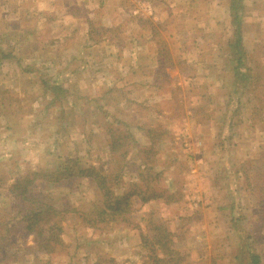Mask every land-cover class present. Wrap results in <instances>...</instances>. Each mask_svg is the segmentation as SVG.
Here are the masks:
<instances>
[{
    "label": "rangeland",
    "instance_id": "374dc122",
    "mask_svg": "<svg viewBox=\"0 0 264 264\" xmlns=\"http://www.w3.org/2000/svg\"><path fill=\"white\" fill-rule=\"evenodd\" d=\"M132 6L128 7L130 12L121 24L122 31L117 27L99 32L113 44L122 45L121 52L113 53L111 48L112 52L104 54L98 46L91 50L79 48L87 36L85 30H75L72 36L61 27L53 30L44 12H36L35 17H29L31 20L26 18L11 34L0 35V56L1 52L15 55L0 62V217L12 215L8 213L13 201L8 188L16 177L28 170H54L67 157H79L84 165L100 167L112 159L108 144L115 140L125 142L121 128L126 127L137 142L146 145L147 138L135 126L139 123L143 124L144 131H155V136L166 131L160 138L163 141L156 169L167 167V170L157 186L165 184L163 193L168 195L174 191L168 186L174 185L180 191L172 195L179 196L181 201L165 204L163 200L144 202L135 197L130 202L125 223L111 222L100 230L88 227L79 213L95 200L94 183L75 177L62 179L58 185L39 177L35 192L41 191L43 196L45 192L55 207L65 211L59 215L63 243H57L52 253L40 252L34 236L24 230V223L14 221L16 226L8 234V240L0 239V264H94L102 257L114 259L116 264H152L153 255L161 251L148 239L157 232L154 226L160 225L169 233V251L179 259V264H235L242 242L258 252L264 264V190H258L264 187V117L253 115L255 125L233 123L243 113L241 101H248L249 97L236 95L227 105L229 86L222 89L226 82L220 79L219 90L216 86L208 87L222 75L227 81L232 78L233 65L224 56L216 57V53L221 56L217 50L226 49L225 35L214 30L209 36L194 29L187 35L184 41L190 44L191 54L195 51L192 40L197 38L207 37L223 45L205 46L198 58L212 54L215 60L209 67L203 62L202 68H198L188 62L189 55L184 60L179 43L162 33L164 27L159 30L150 18L141 15L142 11L134 12ZM161 8L158 6V10ZM44 21L48 25L44 26ZM144 31H153V37L140 36ZM138 37L151 39L149 43L154 40L164 51L165 56L158 60V65L150 61L148 52L141 53L140 59L132 63L126 51L131 46H128L130 38L138 40ZM56 40L64 47L62 50H53L51 45ZM75 49L91 56L92 61L95 57L97 63L74 60ZM257 54H260L256 57L258 74L264 82V45ZM155 66L159 72L154 71ZM179 72L194 75L188 81L190 85L179 84ZM153 73H166L169 78L159 79L165 95L158 102L156 96L160 94H155V89L150 91L147 85L155 82L150 79ZM204 73L211 74L205 78ZM53 85H60L61 91H54ZM199 87L201 91L209 88L213 94L207 92L209 96L202 97L197 94ZM261 91L258 87L251 94L256 106L260 103L254 96L262 95ZM200 100L209 101V107L215 105L216 115L225 125L216 140L208 131L210 127L199 130L195 123L198 117L187 124L189 101ZM221 105L225 109L218 108ZM114 122L127 125L118 128ZM256 122H261V129ZM190 130L193 142L186 140ZM137 142L129 143V139L125 142L130 147L121 171L125 188L140 173L134 164L141 162V156H135ZM171 160L173 166L169 165V169L167 164ZM247 256L245 252L242 262L247 261Z\"/></svg>",
    "mask_w": 264,
    "mask_h": 264
},
{
    "label": "trees",
    "instance_id": "16d2710c",
    "mask_svg": "<svg viewBox=\"0 0 264 264\" xmlns=\"http://www.w3.org/2000/svg\"><path fill=\"white\" fill-rule=\"evenodd\" d=\"M242 3L243 0H229V10L233 31L231 37L225 40V51L222 52V50H224L222 48L220 49V52L222 58L224 56V60L233 65V73H231L232 78L230 79L231 81H227V83L232 86L230 94L236 95L245 88L247 91L249 89L248 86L252 83L251 80H253V83L258 82L257 85L260 84L258 87L259 91L262 90L260 92L262 95L256 94L255 99L260 103L258 108L262 109L264 106V87L263 81L261 82V80L263 78H261L260 74H258L259 65L256 64L254 68V63L250 61V55L244 49L242 30L244 6ZM102 30L103 28L90 25V39L96 41L100 40L102 37L99 32ZM158 52V60L160 61L163 56H165V53L160 49ZM11 56L14 57L12 54L1 52L0 62L3 59L10 58ZM167 65L172 66V64L169 63ZM155 72H159V67H157ZM161 77L168 78L166 73H154L153 80H155L156 83H153V87L155 88L156 94H160L159 96L164 98V86L159 83V79ZM47 84L48 83L46 81V89L48 88ZM53 88L54 91H61L60 85H53ZM238 88H241L240 91ZM44 95H46V91L44 92ZM206 96L207 93L204 91L202 97ZM207 107V102H199L198 106L192 110L194 114L202 115L200 120H204L211 117ZM183 108L184 105H182V110H184ZM164 117L171 118L170 115H166ZM113 125L119 128L124 127L123 125H127V123H122L120 126L114 122ZM142 125L143 124L139 123L135 126L137 129H140V131L143 132L144 137L147 138L148 141L146 145L137 142L136 138L131 135L130 131H128L126 127H124L125 129L121 128L124 130V136H122V139L125 142L129 139V143L133 144L137 142V151L135 156H141L139 157V159L141 158L140 163L134 162V164L138 167V170H140L136 181L127 182V185L129 186L126 188L124 184H122L124 175L121 171L125 165L124 161L127 158L130 147L127 146L125 142L120 140H115L108 144L110 146L112 159L109 158L108 162L103 163L100 167L95 165H84L79 157H67V159H65L62 164L57 165L54 170L44 169V172L41 169L28 170L16 177L15 182L8 188L10 195L13 197L12 205L8 213H11L12 215H9L10 217L7 215L0 217V239L4 241L8 240V234L13 232L16 226V224L14 225L15 221L24 223V230L30 232V234L34 236L36 243L35 246L40 252L52 253L55 251V245L57 243H63V239L61 237L63 229L60 225L62 218H59V215L65 211L55 207L45 192L44 196L41 191L35 192V190H37L36 186L39 187V177H44V180L47 181V183H54L58 185L62 179L75 177L86 178L89 179L91 183H94L93 186L96 185L97 191L95 194V200L90 201V206L79 213L80 218L88 227L100 230L104 229L107 224L111 222H120V224L125 223L127 220L126 214L129 210L130 202L135 197H138L144 202L163 200L165 204L181 201L179 196L176 197L172 195V192H176L177 190L180 191V189L176 188L174 185L172 187L168 186L169 190H174L168 195L163 193V189L166 186L165 184L160 183V186H157L159 179H164V170H167V167L160 170L156 169V164L160 162L158 156L161 153L159 146L163 141L160 138L166 131L163 130L158 136H155V131L148 133V131H144L142 129L144 127ZM115 129L117 128L115 127ZM119 149L120 151L117 152ZM164 162H167V159ZM114 163L116 166H113ZM169 165L170 167L171 165L173 166L172 160L167 164L170 169ZM45 181L44 185L47 184ZM140 181L141 183L139 184ZM251 186L253 187L255 185L251 184ZM259 189L264 190V187H258V190ZM6 216L7 219H5ZM153 230H156L157 232H154L153 236L149 237L150 240L148 239V241L153 242L154 246L158 245L161 252L155 254L157 257L153 255L155 259H152V264H179V259L171 256L170 254L169 233L166 228L163 225H160L157 227L154 226ZM243 246L244 243L242 242L235 257L236 260L238 259V262L236 261L235 264H263L262 257L258 252H255L254 250L252 251L246 246H244V248ZM245 252H247V257L249 258L247 261L242 262V260H245ZM106 263L116 264L114 259H105V257L100 258L94 264Z\"/></svg>",
    "mask_w": 264,
    "mask_h": 264
},
{
    "label": "crops",
    "instance_id": "0c3cea01",
    "mask_svg": "<svg viewBox=\"0 0 264 264\" xmlns=\"http://www.w3.org/2000/svg\"><path fill=\"white\" fill-rule=\"evenodd\" d=\"M242 4L244 6L242 18L244 49L250 55V61L254 63L252 64L255 68L257 61L256 57L260 56L257 52L264 45V0H243ZM130 5L134 6H132L134 8V12L142 11L141 15L150 18L152 22L158 26L157 28L159 30L164 27V29H162V33L165 32L166 34H164L166 35V38L176 40V42L179 43V53H181L184 57V60L187 59L189 55L188 62L194 63L196 67L198 66V68H202L203 62H205L206 66L209 67L213 59L215 60L212 54H209L206 58H198L201 51H205V46L210 45L211 48L212 46L222 45L216 41H212L213 39L209 40L207 37L197 38L196 40H192L191 45L194 46L193 49H195V51L194 54H191V51L193 50H190V44L187 45L184 41L187 35H191V31L193 29L204 31L209 36L212 35L214 30H220L222 34L225 35V39H223L225 41L231 37L233 31L229 10V0H0V35L8 32L11 34L12 29H15L16 25L26 22V18L35 17L34 15L36 12L38 14L44 12V15H47L50 19V24L53 30L61 27V29H64L65 31H70L68 36H72L71 34H73V31L75 30H79L81 32L85 30L87 36L81 40L82 42H80L81 44L79 43V48L91 50L92 48L98 46L103 48L104 54L106 52H112V50H110L111 48L113 49V53H116L114 52L116 50L117 52H121L124 50L123 46L113 44V41L106 38V36L102 37L98 41L91 40L89 37V30L91 25L103 28V30L106 31H111L118 27V29L122 31L121 24L124 20H126V16L130 12V9L128 8ZM158 6L162 8L158 10ZM45 25H48L46 21H44V26ZM152 32L144 31L140 34V36L143 35L146 38H152ZM134 36L138 35L135 34ZM56 38H58V35H56ZM59 40L62 41V39ZM150 40L146 41L140 37H138V40L130 38V43L128 44V46L131 45L130 48L128 47L130 50L128 51L127 49L126 52H129V57L131 58L132 63H134L135 60L140 59L141 53L148 52L150 61L152 60V62L158 65L159 46L156 42H154V40L152 43H149ZM76 44L78 43H75V45ZM117 44H120V42ZM51 46L54 47V51H58L59 49L62 50L64 48L59 46L58 40H56V44ZM81 49L74 50V55L72 57L74 60L80 59V61H83L84 59L86 62L89 61V64L93 61L95 64L97 63V59L95 57L92 61L91 56H87L88 54L86 56L82 55ZM214 51L213 54L215 53ZM218 51L220 52V50H217V52ZM216 54V57H222L220 54ZM118 64L121 63L118 61ZM121 65L119 68H121ZM156 68L157 66L154 67V71H156ZM209 74L211 73H204V77L206 75L205 78H208ZM149 75L151 74L149 73ZM170 75L175 76L174 73H170ZM178 76L180 79L179 84L183 83L186 86L190 85V83L188 84V81L194 78V75L189 73L179 72ZM153 77L154 73L150 79H153ZM225 77L222 75L219 79L216 78L217 81H211L210 84H208V87L216 86L219 90L221 85L220 79L222 80V83L223 81L226 82L224 83L225 87L222 89L225 90V88L227 89L229 86V90H226V94L228 93L227 97L230 99L227 105H230L232 97L239 94L247 95L249 100L241 101L243 102V104L241 103L243 113L240 117L238 116L233 123L238 125H255L253 115L264 117V106L261 109L258 108L259 106L254 105L251 96V94L258 89L260 84L257 85L258 82L253 83V80H251L252 83L248 86L249 89L247 91L245 88L243 91L235 95L230 94L229 91L232 89V86L227 83V79ZM150 79L148 81H151ZM147 85L150 87V91L155 89L153 84L147 83ZM208 90L209 88L201 91V87H199L197 94L202 95L204 91L206 93L209 92L210 95L213 94L210 90ZM208 96L209 95L207 94L206 97ZM156 99L158 102L163 98L157 95ZM238 101H240L239 98ZM199 102L205 103L203 100L198 102H189L190 104L187 111L190 115H185L187 118V124L189 125V122L193 120L192 118L198 117V121H195V123L199 127V130L203 127L207 129L210 127V130L208 129V131L212 132V139L216 140L220 138L221 127L225 125L222 120L218 119V116L216 115L217 112L215 111V105L212 106L210 104L211 107H207L208 111H211V117L200 120L202 115H196L192 110L198 106ZM218 108L225 109L223 105ZM256 123L259 125V129H261V122L260 124L258 122ZM262 123H264V121ZM258 130H256V132ZM187 134L186 140L189 142L195 141L192 130H190ZM201 137L202 136L200 135V139ZM196 139L202 142L199 137Z\"/></svg>",
    "mask_w": 264,
    "mask_h": 264
}]
</instances>
